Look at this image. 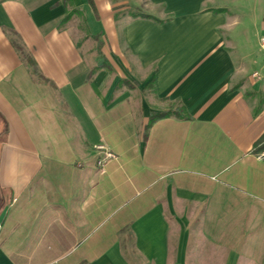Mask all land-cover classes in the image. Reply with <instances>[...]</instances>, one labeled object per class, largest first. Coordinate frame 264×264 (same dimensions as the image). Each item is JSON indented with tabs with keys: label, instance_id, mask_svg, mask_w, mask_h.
<instances>
[{
	"label": "crops",
	"instance_id": "obj_1",
	"mask_svg": "<svg viewBox=\"0 0 264 264\" xmlns=\"http://www.w3.org/2000/svg\"><path fill=\"white\" fill-rule=\"evenodd\" d=\"M93 3L0 0V264H264V0Z\"/></svg>",
	"mask_w": 264,
	"mask_h": 264
},
{
	"label": "trees",
	"instance_id": "obj_2",
	"mask_svg": "<svg viewBox=\"0 0 264 264\" xmlns=\"http://www.w3.org/2000/svg\"><path fill=\"white\" fill-rule=\"evenodd\" d=\"M89 3H90V5H92L94 7L93 0H89ZM13 43H14V46L16 47V49L24 56V59L32 67V71L34 72V74L39 75L40 73H39L37 64L34 62V60L29 55L26 54V52L24 51V48L19 43H17V42H13ZM169 116H175L176 118H180V119L189 118V116L186 114L185 108L183 106L177 110H169V111H165V112H162L159 114H154L151 116L150 125L146 126L144 139L147 138L148 130L154 121L162 119V118H166ZM262 151H264V135L255 143L253 153L258 154ZM130 238L132 239V235L130 236Z\"/></svg>",
	"mask_w": 264,
	"mask_h": 264
},
{
	"label": "built area",
	"instance_id": "obj_3",
	"mask_svg": "<svg viewBox=\"0 0 264 264\" xmlns=\"http://www.w3.org/2000/svg\"><path fill=\"white\" fill-rule=\"evenodd\" d=\"M260 47L264 51V35H262L260 37ZM255 76L259 77V75L257 73L255 74ZM94 150L98 154L97 166H98L99 170H103L105 168L106 164L110 160L116 158V155L109 149V147L106 144L101 143V144L95 145ZM256 157L260 161H264V151L256 154Z\"/></svg>",
	"mask_w": 264,
	"mask_h": 264
},
{
	"label": "rangeland",
	"instance_id": "obj_4",
	"mask_svg": "<svg viewBox=\"0 0 264 264\" xmlns=\"http://www.w3.org/2000/svg\"><path fill=\"white\" fill-rule=\"evenodd\" d=\"M73 23H74L75 28H77L76 31H78V34H77L78 37H77V39H78V40H81V39L85 38V34H84V32H83V20H82V18H80V17H75ZM89 39H90V36L88 35V33H86V40H89ZM90 44H92V45H91V46L87 45V49H88V50L91 49L90 54H92V53L95 54L96 45L93 44V43H90ZM92 55H93V54H92ZM169 106H170L171 109H176V108H177V104H175V103L170 104ZM176 110H177V109H176ZM127 254H128V256L131 257V258H134V259L136 258V256L133 255V251H132L131 246L128 247Z\"/></svg>",
	"mask_w": 264,
	"mask_h": 264
}]
</instances>
